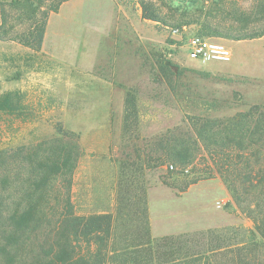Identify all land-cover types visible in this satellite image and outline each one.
<instances>
[{
    "label": "rangeland",
    "instance_id": "rangeland-1",
    "mask_svg": "<svg viewBox=\"0 0 264 264\" xmlns=\"http://www.w3.org/2000/svg\"><path fill=\"white\" fill-rule=\"evenodd\" d=\"M4 1L0 97L17 101L31 118L0 119V150L39 144L59 128L74 134L84 151L73 187L76 211L113 212L119 161L135 157L123 133L124 100L132 90L139 106L137 146L146 154L145 145L169 136L191 156L185 170L169 163L144 173L151 237L224 227L248 235L253 223L234 206L226 208L231 196L219 176L181 195L175 187L206 176L207 144L264 104V35L230 38L249 26L264 29V0H82L54 20L64 33L53 51L42 49L45 34L41 45L38 39L52 13L45 22L37 1ZM251 10L260 16L246 25L244 12ZM204 20L213 30L204 29ZM192 34L227 46L232 61L190 60L184 42ZM86 150L93 151L90 158Z\"/></svg>",
    "mask_w": 264,
    "mask_h": 264
},
{
    "label": "trees",
    "instance_id": "trees-1",
    "mask_svg": "<svg viewBox=\"0 0 264 264\" xmlns=\"http://www.w3.org/2000/svg\"><path fill=\"white\" fill-rule=\"evenodd\" d=\"M33 1L45 8L46 22L70 0ZM244 15L250 25L260 13L251 10ZM145 18L157 20L153 14ZM6 22L3 14V25ZM203 24L213 30L206 20ZM249 27L230 38L264 35V29ZM19 108L11 97H0V119L29 120L31 115ZM138 124V97L128 90L123 133L135 157L119 161L116 208L109 213L76 211L73 187L84 151L74 134L59 128L54 138L39 144L0 150V264H264V104L251 108L207 144L206 176L175 187L181 195L199 181L219 176L231 196L226 208L234 206L253 223L246 237L239 227L151 237L144 173L169 163L185 170L191 156L169 136L145 145V154L137 146Z\"/></svg>",
    "mask_w": 264,
    "mask_h": 264
},
{
    "label": "built area",
    "instance_id": "built-area-1",
    "mask_svg": "<svg viewBox=\"0 0 264 264\" xmlns=\"http://www.w3.org/2000/svg\"><path fill=\"white\" fill-rule=\"evenodd\" d=\"M177 35L178 32L174 31ZM184 52L190 60L203 64L212 62L229 63L232 61V52L224 44L215 40L192 34L184 42ZM173 169V166H171Z\"/></svg>",
    "mask_w": 264,
    "mask_h": 264
},
{
    "label": "crops",
    "instance_id": "crops-1",
    "mask_svg": "<svg viewBox=\"0 0 264 264\" xmlns=\"http://www.w3.org/2000/svg\"><path fill=\"white\" fill-rule=\"evenodd\" d=\"M82 0H70L66 3H64L59 12L58 13H52L49 17V20H48V24H47V27H46V33H45V37H44V41H43V44H42V49L44 51H53L54 49V46L61 40V37L64 33L63 31V23L62 22H59V23H55L54 24V20L55 19H58V18H61L63 16V12L65 10L66 7L68 6H74L75 4H78L80 3ZM4 0H0V29L1 28H4L5 25H3V14L5 13L4 10H3V4H4ZM81 14V17H82V13ZM6 19H7V14H4ZM87 153L89 154L87 156V158H90V154L93 153V151L91 150H86Z\"/></svg>",
    "mask_w": 264,
    "mask_h": 264
}]
</instances>
